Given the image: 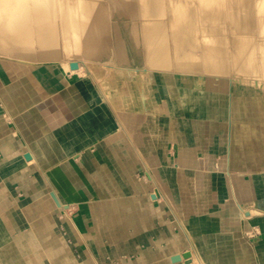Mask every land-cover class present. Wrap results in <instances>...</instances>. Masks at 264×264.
I'll return each mask as SVG.
<instances>
[{"label": "bare ground", "instance_id": "bare-ground-1", "mask_svg": "<svg viewBox=\"0 0 264 264\" xmlns=\"http://www.w3.org/2000/svg\"><path fill=\"white\" fill-rule=\"evenodd\" d=\"M92 1L0 0V75L7 71L5 75L12 79L25 76L17 82L13 93L19 96L25 91L41 98L45 80L46 94H54L60 89L59 84L67 83L68 79L77 84L73 93L80 90L81 94L100 101L96 112L107 126V133L102 135L98 126L82 116L72 122L65 117L68 120L63 126L65 141L59 153L66 161L60 166L54 165L56 160L49 154L38 158L44 145L38 149L25 147L29 159L12 171L5 164L0 166V177L6 179L0 182V187L14 195L15 205L22 210L21 217L29 222V233L21 235L18 217L0 210V245L11 246L3 260L41 264L32 257L33 253L26 255L20 243H16V236L20 235L44 238L51 264H207V255L215 258L216 254L207 252L204 256L201 252L210 240L197 239L188 218H193V213L183 211L181 218V212L171 208L176 226H170L167 223L170 214L152 208L163 199V194L154 186L155 174L142 145L162 114L212 112L201 107L202 93L228 94L231 101L228 118L232 121L244 117L260 120L254 107L256 101L262 105L264 102V18L260 17L262 14L258 16L256 12L261 10L256 9H261L264 0H242V3L237 0L239 7L234 0L226 1L234 10V18L229 14L233 20L226 19L221 26L224 28L212 22L219 11L214 9L215 5L220 4L215 0H143V8L138 7L139 0H108L97 6ZM230 6L227 5V10ZM220 29L226 32L221 35ZM45 61L59 62L67 77L57 84V72L44 66ZM245 87L253 91L252 101L242 103L241 107L233 106L232 93ZM8 92L0 86V119L13 123L10 125L13 135L22 137L25 145L28 128L32 137L40 139L41 131L50 126V114L18 118L22 101H7ZM52 99L48 100V109L51 104L56 105ZM64 100H59V108L72 112L73 107ZM12 117H16V122ZM191 129L202 136L219 128L194 123ZM94 142L113 159L116 169L113 176L123 175V183L103 170V159L97 164L92 161L73 165V160H94L97 143L93 150L89 145ZM42 151L46 153L45 149ZM24 153L21 154L25 156ZM4 154L5 151H0L1 156ZM27 162L33 167L24 169ZM141 170L150 176V183L135 179V173ZM14 172L26 175L29 194L26 188L17 190L23 184L18 179L15 186L12 184L10 176ZM40 175L43 184H38ZM89 183L93 188L96 185V196ZM148 189L151 192H146ZM67 199L86 201L88 211L83 210L74 220L64 216ZM237 207L244 220L257 222L254 217L259 209L241 204ZM205 220L202 218V222ZM2 221L10 223L13 229L5 227ZM159 235L164 244H160ZM174 249L179 253H174ZM176 256L179 260L173 262ZM217 256L222 264H230L231 257L227 254Z\"/></svg>", "mask_w": 264, "mask_h": 264}, {"label": "crops", "instance_id": "crops-1", "mask_svg": "<svg viewBox=\"0 0 264 264\" xmlns=\"http://www.w3.org/2000/svg\"><path fill=\"white\" fill-rule=\"evenodd\" d=\"M5 73L8 74V72L5 71V72H3V75H0V86H2L4 88V91H7V90H9V89L5 88L6 85L8 86L7 83H9V86L13 85L12 90H9V92L6 93V95H5L7 101L9 100L12 102V101H15L17 99L18 100L21 99V101H22L20 113H19V115H17L18 118H20V117L32 118V116H38V114L40 115L41 113H47V115L50 114L51 119H52L50 126L46 130L41 131L40 139L32 137L33 132L30 131V129L28 128L29 134L25 138L26 139V145L22 141V137H20L17 133H16V135H13V132L11 130L12 128H10V125L13 123H11L9 120H6V122H3L0 119V151H5V154L3 156L0 155V166H3L5 164L8 167V169H7L8 171H10L14 167H17L18 165H21L23 162H25V160H26L25 156L27 155L26 153H24L25 147H29L31 149L32 148L38 149L42 145H44L45 147L42 146L40 148L41 154H39V157H38L39 159L44 157L46 154H49V155H51V157L54 160H56V162H53L54 165L60 166L63 162H65L66 159L60 158L59 152L62 148L61 144H63V142L65 141V139H64L65 136L63 135V131H64L65 127H63V126L65 125L64 121L66 118H69L70 121L72 122V121H75L76 119L81 120V116H82L83 119H85V120L88 119V122L90 121V123L92 125L98 126V128L100 130L99 132L102 135H105V133H107L105 131L107 126L104 125V123L99 118L98 113L96 112V109L100 106L99 105L100 101H98L95 97H90V96L88 97L84 94H81L80 90H77L76 93H73V92L69 93V95H68V93H65L62 91L57 92V90H58L57 88H55L57 90L54 94H52V93L46 94L47 92H46L45 87L47 88V80H45L46 84L43 85L44 90H42V91L44 93L42 94L41 98H39V96L32 95V93L29 94V92L27 93L25 91H23L22 93L20 92V95L17 96V94H14L13 91L17 89L18 84H17L16 80L18 78L12 79V77L10 75H9V77H7L5 75ZM20 77L24 78L25 76L22 75ZM13 81H16V82L10 85V83ZM61 85H62V83H61ZM66 85H68V83ZM73 86L77 87V84L74 83ZM62 87H64V85ZM73 89L76 90L77 88L75 89V87H73ZM73 89H71V90H73ZM242 93H244V94H242ZM18 94H19V92H18ZM202 95H204V97H202L204 99H202V102H201L202 106L201 107L212 109V112H209V114H204V113L193 114V113H188L187 111H185V112H182L181 114H174V113L168 114V115L162 114L161 118L157 117V119H158L157 123H156L157 126H155V128L153 127V130L151 131L150 135H148L149 139H146L142 145V148L144 149L145 153L148 152V154H146V155H147V157H149V162H150L149 166L153 168V172L155 174L154 180L156 183L153 181L154 186H156V188L159 187V189L161 190V192L163 194V199H160L159 200L160 202L159 201L156 202L154 204L155 206H153L152 208L155 210L157 209V211L159 213L165 212V213L170 214L169 215L170 218L167 221V223H169L170 226L171 225L176 226L175 220L173 219L174 216L171 215L172 209L174 211L176 209H177V211L179 210L181 212V214H183V211H185L186 213L187 212L193 213L195 207L199 206V204H202L204 207L210 206V202L212 201V199L214 197H217V198L219 197L220 199L223 197V199L227 200L228 203L230 205H232L233 208H235L239 212L237 204H241V203L239 202L237 193L234 190L233 183L231 181L232 178L230 177L229 170L234 169V168L245 170V169H248L247 164L251 165V166L252 165H256V166L264 165V154H263L264 150H262L263 153H261L259 151L260 148L264 149V124H262L264 122L263 121L264 120V116H263L264 115V107H263L264 102L262 105L256 101V105L254 107L257 110L256 116L257 115L260 116V120L251 121V119L248 120V119H245V117H244V118H240V119L237 118L238 120L232 121L228 118L229 117L228 113L231 109V101H230L228 94H226V93L216 94V93L208 92V93H202ZM241 95H244V96H241ZM15 96H17V97H15ZM51 97H53L52 101H54V100L56 101V105L51 104V109H48L47 107H50L48 105V100L51 101ZM59 97H61L62 99L65 98L66 105L67 106L71 105L73 107L72 112L65 110L66 108H64V107H63V109L59 108V103H60L59 100L61 99ZM231 97L233 100L232 104L234 103L233 106L241 107L242 103H245L246 105L249 104L250 100L252 101L254 94H253V91L251 89L243 88V89L237 90V92L234 91L232 93ZM262 97L264 98V93L262 94ZM29 98H30V100H29ZM2 99L5 100L3 97H2ZM204 101H205V104H204ZM263 101H264V99H263ZM32 102L33 103L39 102L40 104H39V106L36 107V105H33ZM55 107H58V108H55ZM248 112L251 113L250 110ZM177 116H184V117L185 116H191V117H194L195 120L194 119L193 120L173 119V117H177ZM243 116H245V114ZM162 117H164V118H162ZM4 118H5V116H4ZM56 118H57V120H56ZM12 119L15 121L16 117H14V118L12 117ZM62 123H64V124L62 125ZM194 123L206 125L207 127L208 126L216 127L219 129L210 130V131L207 129L208 130L207 134L201 136L200 134L194 132L191 129V125ZM60 124L62 126V129L61 130L60 129L55 130V126H59ZM109 127L111 128V127H113V125H109ZM231 128H232V131H231ZM39 132H37V135L35 137L38 136ZM242 133H243V135H241ZM182 136H183V138L187 144L190 143V147L192 148V150L188 153H186V152L182 153L181 152V153H178V155L175 154L174 157H169L167 154V151H166V149H168L167 144L168 145L174 144V146L176 145L179 148V146H181L180 145V138H182ZM45 141H46V143H44ZM154 142H155V144H154ZM233 142H234V144H233ZM240 142L242 145L240 144ZM96 143L97 142L90 143L89 144L90 149H93V145ZM156 143H158V144H156ZM244 144H246V145H244ZM47 145L48 146L50 145L51 148H49ZM98 145L99 144L97 143L96 148L98 149V151L96 152L97 154H95L96 156H93L94 160H92L91 158L84 159V162H82L83 160H79V162H77V160H75V161L73 160V163H74L73 165H75V164L80 165L82 163L83 164L92 163V161H94V164L95 163L97 164V161L99 162V161H101V159H103L105 161V163H104V161L101 162L104 164L103 170L106 172L108 171V173L111 176H113V174L116 171V169H114V164H113L114 161H113V159L108 158V155L106 154V152L104 153L103 149H101L100 147H97ZM170 145H169V148L171 147ZM234 145H236V146H234ZM208 148L211 149V152L215 155V157L217 159L220 158V161L219 160L215 161L213 164L217 166L218 171L220 168L219 166H221L224 169V174L223 175L219 174V173H210V174L207 173L206 174V173H200V172L198 173L195 171H192L193 173L191 172V174H188L187 170L189 168H191L190 165L196 164V161L193 160L194 157H196V155H198V154L203 156L202 154H204L205 150H207ZM43 149L46 150V153H43V151H42ZM222 151H223V154H222ZM22 152L24 153L25 156H23L21 154ZM101 152H103L104 154ZM75 154H78V153L76 152V153H74V155ZM98 154H99V157H98ZM72 155H73V153L70 154L69 156H67V158L68 157L71 158ZM160 155H163L164 157H162ZM167 158H168V160H167ZM244 158L247 159V162H246V160L244 161ZM59 159H61V161ZM166 160H167V162H166ZM107 161H108V163H107ZM171 161H173V162H171ZM77 163H79V164H77ZM26 165H25L26 167L25 166L23 167L24 169H28L30 167H33L31 162H29V163L27 162ZM228 166L231 168H229ZM97 167H99V166H97ZM109 167H111V168H109ZM99 168H101V167H99ZM156 168L159 170H157ZM111 169H113L114 171ZM143 170L136 172V173H138V172L142 173V176H143L142 179L139 180L134 175L135 179L138 181L150 183L151 182L150 178H149L150 176L149 175L147 176L146 175L147 173L142 172ZM194 170H195V168H194ZM171 171H172V173H171ZM143 173H144V175H143ZM159 176L161 177V179H159L160 178ZM113 177H117L118 178L117 180H119V182L123 183V181H122L123 177H124L123 175L117 174L116 176H113ZM10 178H12V180H14L12 182V184L15 183L14 186L16 185L17 179H18V181H20L19 184L23 183L22 185L19 186L20 188L19 187L17 188V190L26 188V191H27L26 193H28V194L30 193V188L27 187L29 184V181L26 180V179H28V178H26V175L24 177H22V174H17V172H14L11 174ZM4 179H5V176L2 178L0 177V182L4 181ZM192 180H195L196 182H197V180H208L209 184L199 186L196 183L197 184V186L195 188L196 192H193V188H192V186H190L192 184ZM223 180L228 181V184H227L228 187L225 186V184L223 185V184H219V183L216 185V187H213L214 184L211 183V181L220 182ZM5 181H6V179H5ZM230 181H231V183H230ZM41 183L42 184L44 183L42 175H40L38 178V184H41ZM173 186H175V187H173ZM211 186H212V189H214V190L210 189ZM86 188H88V186ZM89 188L91 189L92 193L95 195L96 185L94 186V188H95L94 189L89 183ZM146 192H151V190L148 189ZM165 193H166V195H165ZM194 193L196 194V200H193L191 198L192 196H194ZM13 196L14 195H11L7 189L0 187V210H3V211L5 210V213L12 214V215L18 217V223L19 224L17 227L19 230L22 231L21 235H27L29 233V229H28L29 222H27L26 220H24L21 217L22 216L21 215L22 210H21V208H18L19 206L15 205V200H14ZM178 197H179V199H178ZM64 203L66 204V208H65L66 211H65L64 216L69 217L72 220L77 219L85 211L86 212L88 211L86 201L80 202L79 200L78 201H74V200L71 201L70 199H67L64 201ZM182 203L185 205V209L180 208V204H182ZM82 205H84V206H82ZM82 207H84V208H82ZM248 208H253V207H248ZM83 210H85V211H83ZM77 212H80V213H77ZM76 214H77V216H76ZM188 218H190V220L192 219L191 217H188ZM256 220H257V222L254 220L255 223L253 221H252L253 223H251V221H250L249 225L251 227L252 226L258 227L260 233L262 231H263L262 233H264V225L261 224V222L259 221L258 218ZM2 223L5 227H9V228L13 229L12 226H10V223H9V225L5 221H2ZM177 228H178V226H177ZM193 230H194V227H193ZM158 237H159L160 244H162L164 241L161 242L160 235ZM16 238H17L15 240V241H17L16 243H20V246L23 249V251L26 253V255H27V253L29 255H31V253H33L32 257L37 258L36 259L37 263L51 264L52 259H51L50 254H48L49 252L46 251L47 249L45 247L44 238L38 240L37 238H34V237H26V236L21 237L20 235H19V237L16 236ZM203 239H205V238H203ZM203 239H201L199 241H202ZM261 241L262 242L260 244H263V247H264V234L262 235ZM85 243H87V242H85ZM10 251H11V246L8 243L5 245H3V244L0 245V264H13V262H10L7 259L3 260L4 257L8 256V252H10ZM201 252L203 253L204 256L207 253L205 251V249H203ZM174 253H179V252L177 250H175ZM208 253H213V252H208ZM219 253H217V254H219ZM211 255L212 254L207 255V258H206L207 264H215L212 261H215L216 259L217 260L221 259L218 256H217V258L216 257L212 258ZM230 259L232 261H235L234 264L235 263L239 264L238 261H240V260L244 261V259H249L250 261H253L252 264H264V253L262 255L260 254L258 256H257V254H255V256L253 258L250 256V257H245L243 259V258H240L237 256H235V257L233 256ZM257 260H259V263H256Z\"/></svg>", "mask_w": 264, "mask_h": 264}, {"label": "rangeland", "instance_id": "rangeland-1", "mask_svg": "<svg viewBox=\"0 0 264 264\" xmlns=\"http://www.w3.org/2000/svg\"><path fill=\"white\" fill-rule=\"evenodd\" d=\"M108 0H93L92 3H94L95 6H97L98 4H100L101 2H107ZM143 0H139L138 1V7L143 8V4H142ZM214 1V0H213ZM226 1L227 2H234L237 6L238 1L237 0H225L223 1V3H225V7L222 6L219 0H215V2H219L220 4H216L215 6V10L218 11L217 17L213 16V20L212 22H214V24L217 26L220 25V27L222 25H224L223 23L226 22V19H229V17H231L230 15H232V17L234 18V10L231 9V4H227L230 7H228L229 13L227 12V5H226ZM237 1V3H236ZM242 3V0H239V3ZM244 1V0H243ZM247 1V0H245ZM264 3V2H263ZM220 5V6H219ZM224 5V4H223ZM261 9H256V11H260V12H256L259 15H261V18H264V4H261ZM240 4L237 6L239 7ZM224 9V11L222 10V8ZM221 8V9H220ZM226 8V9H225ZM231 10H230V9ZM263 8V9H262ZM214 10V11H215ZM223 11V13H222ZM230 11H232V13H230ZM216 12V11H215ZM226 12V14H225ZM225 14L222 16V14ZM230 14V15H229ZM229 15V16H228ZM263 16V17H262ZM214 17L215 20L214 21ZM219 17V18H218ZM226 17V18H224ZM231 17V18H232ZM225 20H224V19ZM232 18V20H233ZM219 19V21H218ZM131 19L129 18L128 21H130ZM223 22H222V21ZM118 21L122 22V19H119ZM225 21V22H224ZM219 22H221L219 24ZM219 27V26H218ZM224 28V27H221ZM221 30V29H220ZM224 31L221 30L219 33H221V35H223ZM261 32V31H259ZM223 33V34H222ZM222 37V36H221ZM44 66H48V68H52L57 72V84H59V82L64 80V77H67L66 74L63 72L62 68H61V64L59 62L56 61H45V63L43 64ZM37 71V70H34ZM21 78L23 79V77L18 78L16 81L19 82L21 80ZM53 79V78H52ZM16 81H13L10 83L13 84ZM69 80L67 79V83L68 85H66L67 83L64 82V84L62 83L59 84L60 85V89H58V92H65V93H72L73 90V86L74 83L68 82ZM8 86L6 85V89L11 88L12 90V86H9V83H7ZM64 85V87H62ZM247 88V87H245ZM76 89V87H75ZM250 89V88H248ZM14 90V89H13ZM244 94V93H242ZM244 96V95H241ZM30 100V98H29ZM39 102L37 103H33V105H37ZM158 116V115H157ZM161 118V116H158V118ZM164 118V117H162ZM173 119H187V120H193L194 117L191 116H178V117H173ZM195 120V119H194ZM70 121V120H69ZM68 122V120H65L64 123L66 124ZM62 123V125L64 124ZM57 129H62L61 124L59 126H55V130ZM180 138V137H179ZM179 140V139H178ZM182 140V141H181ZM170 145V144H169ZM169 145L167 144L168 149H166L167 154L169 157H174L175 154L178 155V153H188L192 150V148L190 147V143H186L183 136L182 138H180V145L179 148L176 146H174V144H171L170 148ZM93 150V149H92ZM264 149H259V151L261 153H263ZM264 154V153H263ZM203 156H201L200 154L196 155V157H194V161H196V164H192L190 165L191 168H189L187 170L188 174H191L192 171L195 172H200V173H219V174H224V169L222 167H220L219 171L217 170V166L214 165L213 163L215 161H220V158L217 159L215 157V155L211 152V149H207L205 150V153L202 154ZM247 159L244 158V161ZM243 161V162H244ZM197 165V166H196ZM195 167V170H194ZM248 169H231L229 170L230 173V177L232 178V183H233V187L234 190L237 193L238 196V200L239 202L242 204V207H253V208H257L259 209V212L256 214V216L254 218H258L259 221L261 222L262 225H264V165L261 166H256V165H248L247 164ZM181 172V171H180ZM193 173V172H192ZM135 177L138 179H142V173H136ZM199 186L201 185H207L209 184L208 180H197V182L195 180H192V184L190 186H192L193 188V192H196L195 188L197 186V184ZM211 183L214 184L213 187H216V185L219 184H225V186H227L228 181L227 180H223V181H211ZM211 190L212 186L210 187ZM193 200H196V194L194 193V196L191 197ZM179 199V197H178ZM209 203V202H208ZM180 208L181 209H185V205L182 203L180 204ZM199 208V209H198ZM195 211L193 212L194 216L191 220H189L190 222H192L194 228V231L196 233V236L198 237V240H201L202 238H205V240H210V242L206 245L204 244L203 248L206 250V252H213L214 255L217 257V253H219L220 251L222 253L227 254V256L229 257H240V258H245V257H254L255 254L258 255H262L264 253V247L263 244H260L262 235L264 233H260L259 228L256 226H250L249 223L244 220V218L241 216L240 212H238L235 208H233L232 205H230L228 203L227 200L223 199V198H217L214 197L212 199V201L210 202V206L208 207H204L202 204H199V207H195L194 209ZM205 210V211H203ZM206 212V213H205ZM196 213V214H195ZM205 213V214H203ZM181 218H184V214H180ZM200 218V219H199ZM202 218L203 220L206 219L205 221L202 222ZM197 220V221H196ZM200 221V222H199ZM209 221V222H207ZM212 222V223H210ZM171 223V222H170ZM199 223V224H198ZM214 225V226H213ZM211 226V227H210ZM201 227V228H200ZM210 227V229H209ZM216 230H214L213 229ZM216 227V228H215ZM211 228L213 230H211ZM211 230V231H210ZM205 231V232H204ZM201 235V236H200ZM208 250V251H207ZM225 250V251H224ZM220 252V253H221ZM229 252V253H228ZM215 264H222L221 260H215L212 261ZM235 261L230 260V264H234ZM239 264H252L253 261H250L249 259H244L238 261ZM256 263H259V260L256 261ZM236 264V263H235Z\"/></svg>", "mask_w": 264, "mask_h": 264}, {"label": "water", "instance_id": "water-1", "mask_svg": "<svg viewBox=\"0 0 264 264\" xmlns=\"http://www.w3.org/2000/svg\"><path fill=\"white\" fill-rule=\"evenodd\" d=\"M25 159L28 160V159H29V156L26 155V156H25ZM187 256H188V254H186L184 257H187ZM178 260H179V257H178V256L172 258V261H173V262H176V261H178Z\"/></svg>", "mask_w": 264, "mask_h": 264}]
</instances>
